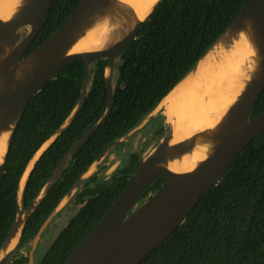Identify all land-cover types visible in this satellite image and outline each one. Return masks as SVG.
Here are the masks:
<instances>
[{
	"label": "trees",
	"instance_id": "obj_1",
	"mask_svg": "<svg viewBox=\"0 0 264 264\" xmlns=\"http://www.w3.org/2000/svg\"><path fill=\"white\" fill-rule=\"evenodd\" d=\"M80 0H53L43 27L24 57L49 38ZM246 0H159L136 38L120 55L112 79L114 106L107 120L78 147L30 215L7 264H28L17 254L31 246L39 229L108 147L136 128L162 99L195 67L236 19ZM107 58L90 66L89 88L75 118L41 154L27 178L21 207L27 211L49 182L70 148L105 114L108 93ZM85 62L75 59L37 92L23 109L6 155L0 185V250L16 220L19 183L30 160L64 124L80 101ZM264 111V90L251 118ZM157 134L167 129L166 116L151 119ZM145 150L129 152L112 175L105 166L82 181L71 202L78 207L41 261L64 264L123 193ZM158 177L137 206L156 192ZM59 213H56L55 217ZM55 217L52 221L55 220ZM47 229V228H46ZM140 264H264V134L255 138L232 162L221 180L185 221Z\"/></svg>",
	"mask_w": 264,
	"mask_h": 264
},
{
	"label": "water",
	"instance_id": "obj_2",
	"mask_svg": "<svg viewBox=\"0 0 264 264\" xmlns=\"http://www.w3.org/2000/svg\"><path fill=\"white\" fill-rule=\"evenodd\" d=\"M109 2L110 0H80L62 25L25 57V51L33 43L43 27L53 0H28L14 17L8 20L0 18V129L10 128L11 124H13L14 133L18 119L28 101L46 83L54 79L69 62L75 59H82L85 62V81L80 101L64 124L47 140H51L50 143L42 149L46 141L30 160L27 168L32 160L36 158L29 170L28 177L41 154L67 128L83 105L89 88L90 66L100 58L108 59V65L105 70L108 106L105 114L70 148L58 169L27 211H23L21 207V198L25 187L24 185L23 190L20 191L21 178L18 189L19 211L6 241L18 229L21 222L19 221V216L28 213L26 222L28 221L34 209L58 179L74 151L86 142L109 117L114 106L112 75L117 60L136 38L142 24L159 0L145 19L138 21L122 39L110 47L93 51L68 53L70 47L79 38L84 28L92 23L94 15L100 12ZM248 20L251 21V25L255 30L257 45L261 55L260 68L242 97L230 108L228 115L213 133L212 138L216 140V146L212 155L204 159L192 171L176 172L168 168L164 165L167 159L174 154L188 150L196 141L198 135L171 145L168 134L170 124L166 121L168 124L167 129L161 141L147 155H143L123 193L111 204L94 229L77 246L64 264H140L151 251L161 245L185 221L202 197L218 184L234 159L255 138L264 134V111L251 118L254 105L264 90V0H246L236 19L218 40L230 29L245 28ZM20 67H22L23 74L22 78L18 79L17 74ZM160 103L137 127L143 123H148L153 117L160 114L159 112L163 110V108L159 107ZM136 128L112 143L90 166L92 169L90 170L89 168L87 170L74 188L63 198L57 209L49 215L33 241L29 264H35L34 252L41 240V236L52 222L56 213H58L62 204L73 196L78 185L83 180L93 174L91 172L100 163L105 154L116 144L124 142ZM6 155L3 163L0 164V185ZM164 174H166V178L161 187L137 206L143 192L158 177ZM44 190L45 193L37 201ZM15 248L0 261V264H7Z\"/></svg>",
	"mask_w": 264,
	"mask_h": 264
},
{
	"label": "bare ground",
	"instance_id": "obj_3",
	"mask_svg": "<svg viewBox=\"0 0 264 264\" xmlns=\"http://www.w3.org/2000/svg\"><path fill=\"white\" fill-rule=\"evenodd\" d=\"M27 1L0 0V18L8 20L14 17ZM157 2L158 0H110L94 15L92 23L84 28L68 53L110 47L122 39L138 21L145 19ZM246 25L243 29L227 31L160 103L159 107L163 108L170 124L168 134L171 145L198 135L188 150L167 159L164 165L171 170L192 171L212 155L216 146V140L212 138L213 133L256 76L261 55L251 21L248 20ZM22 74L20 67L17 78H22ZM13 126L11 124L10 128L0 129V164L5 159ZM50 141H47L42 149ZM35 159L22 177L20 191L23 190ZM44 193L45 190L37 201ZM27 215L28 213H24L19 216V227L2 247L0 261L16 247Z\"/></svg>",
	"mask_w": 264,
	"mask_h": 264
},
{
	"label": "rangeland",
	"instance_id": "obj_4",
	"mask_svg": "<svg viewBox=\"0 0 264 264\" xmlns=\"http://www.w3.org/2000/svg\"><path fill=\"white\" fill-rule=\"evenodd\" d=\"M115 68L112 79H115L117 74ZM159 113H164V111L161 110ZM163 135L157 134V126H149L147 122L143 123L137 127L134 132H132L131 136H128L124 142H120L112 147L108 153L105 154L100 163L95 166L91 173H94L98 171L100 167L105 166V168L100 172V175L103 178L109 177L118 167L123 164L125 157L129 152L143 148L145 150L143 155H147L161 141ZM79 185L76 191L79 189ZM72 197L73 196H71L69 200H66L64 204H62L58 210V216L55 217V220L50 223L41 236V241L34 253V259L36 263L41 261L61 230L78 210L79 206H76L73 201L71 202ZM19 253L29 255L30 249L28 247H22L18 250L17 254Z\"/></svg>",
	"mask_w": 264,
	"mask_h": 264
},
{
	"label": "flooded vegetation",
	"instance_id": "obj_5",
	"mask_svg": "<svg viewBox=\"0 0 264 264\" xmlns=\"http://www.w3.org/2000/svg\"><path fill=\"white\" fill-rule=\"evenodd\" d=\"M151 121H152V120H150V121L148 122V125H149V126H150V125H151V126H157L155 123H153V122H151ZM157 129H158V128H157ZM40 241H41V240H40ZM39 243H40V242H39ZM32 245H33V242H32ZM32 245H31V246H29V245L27 246V245H26V246H24V247H28V248L30 249V253H31ZM24 247H23V248H24ZM37 247H38V246H37ZM35 251H36V250H35ZM30 253H29V255H26V256L29 257V256H30ZM34 253H35V252H34ZM28 264H29V263H28Z\"/></svg>",
	"mask_w": 264,
	"mask_h": 264
}]
</instances>
